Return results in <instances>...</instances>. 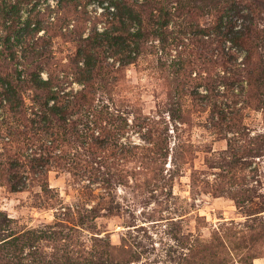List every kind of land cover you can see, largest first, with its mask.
I'll use <instances>...</instances> for the list:
<instances>
[{"label": "rangeland", "instance_id": "rangeland-1", "mask_svg": "<svg viewBox=\"0 0 264 264\" xmlns=\"http://www.w3.org/2000/svg\"><path fill=\"white\" fill-rule=\"evenodd\" d=\"M17 1L0 0V68L26 81L14 105L0 84V244L21 264H264V0H159L165 22L122 19L126 51L105 41L120 0L20 3L12 24ZM250 23L247 65L229 33ZM50 77L54 98L30 83Z\"/></svg>", "mask_w": 264, "mask_h": 264}, {"label": "trees", "instance_id": "trees-1", "mask_svg": "<svg viewBox=\"0 0 264 264\" xmlns=\"http://www.w3.org/2000/svg\"><path fill=\"white\" fill-rule=\"evenodd\" d=\"M31 1L34 0H19L16 3H13V5L10 7L9 10V15H8V19L10 20V22L13 24L15 22H17V18H18V10H19V4L20 3H30ZM212 1V0H209ZM144 3V8H139L138 12L135 13L133 11V9L131 8V5L129 3V0H120V1H113L111 3V5L114 7L116 14L113 15V18L111 20V26L109 29H107V39H105V41L107 42V44H110L112 46H116L118 44L120 45H124L125 49L124 51H126L127 47V40L133 38L132 35L129 34L128 26L127 24H125V22L122 21L123 18L128 19L130 22H135L138 23L139 25L141 24V18L143 14V16H147L149 17V19H147V24H148V20L151 23V19H152V15H151V8H153V6H158V13H159V17H158V22L160 20H162V22L166 20L167 15H168V11H167V4L165 5L164 2L162 1H157V0H143ZM237 8L236 7H231L229 8L230 10H235ZM118 19H120L118 21ZM117 21V22H116ZM255 28L253 27V24H247L245 26H241V28L239 29V31L237 32H230V39L232 42H237V44L242 48L245 49L246 52L249 54L247 57V65H251L250 61H249V57H250V51L252 49V39L253 36L255 35ZM129 36H132L129 37ZM7 41H4L3 45L0 47V65H14V54L12 51V46H8ZM83 43H87L89 44L90 49L89 50H94L96 48H98V45L96 44L95 41H91L89 39L84 40ZM83 45V44H82ZM27 46V45H26ZM28 47V46H27ZM80 47V45H79ZM23 53V64L24 65H32L33 62H36L37 64H40L41 62H43L42 60H44V55H45V50H27L26 47L25 49L22 51ZM46 59V56H45ZM245 60V61H246ZM98 63V61L93 60L92 58L89 59L88 61V65H94ZM254 65V64H253ZM3 68H0V84L3 85L4 91H5V97L8 99V102L11 103L12 105H14L17 102V93L20 91V89L24 86V84L26 83L25 80H20L14 77V75H17V73H15V71L11 72V74L9 73H5L3 71ZM264 75V72L260 71L259 76ZM30 77V75H28ZM32 81H30L31 84H33L34 87L36 88H41V89H47L48 91L50 90V95L48 96V98H54L55 93H52L51 89L52 86L50 84V80L51 77L49 78V82H43V81H37L34 78H31ZM259 81V78L257 79ZM81 97H83V94H80V99ZM61 109H57L55 107H48L46 108V114L48 116H53L56 115L58 112H61ZM259 138L263 139L262 136H257V138L255 139L257 142H259ZM256 150H259L258 147H256ZM256 156V155H255ZM4 222H7V219L1 220L0 219V225L4 226V233L2 234L3 236L10 233V227L9 224L7 225L6 223L4 224ZM6 236L5 238H3L1 241L5 240L6 238L10 237ZM17 242V238H13L10 240H5L3 241V243L0 244V264H21L20 262V257L19 255H15L16 251H17V246L18 244ZM10 252L12 254H10Z\"/></svg>", "mask_w": 264, "mask_h": 264}]
</instances>
